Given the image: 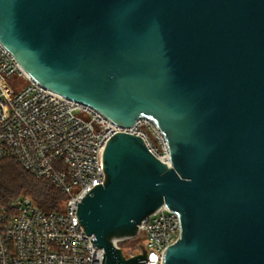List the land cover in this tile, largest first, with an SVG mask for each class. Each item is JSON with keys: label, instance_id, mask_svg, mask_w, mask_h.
Segmentation results:
<instances>
[{"label": "water", "instance_id": "95a60500", "mask_svg": "<svg viewBox=\"0 0 264 264\" xmlns=\"http://www.w3.org/2000/svg\"><path fill=\"white\" fill-rule=\"evenodd\" d=\"M0 41L44 87L132 127L107 143L78 222L105 251L166 206L181 237L164 264H264V0H0Z\"/></svg>", "mask_w": 264, "mask_h": 264}, {"label": "built area", "instance_id": "2783aa9c", "mask_svg": "<svg viewBox=\"0 0 264 264\" xmlns=\"http://www.w3.org/2000/svg\"><path fill=\"white\" fill-rule=\"evenodd\" d=\"M117 133L142 137L154 155L170 164L167 139L153 121L122 127L53 92L32 78L0 41V162L15 159L66 197L57 212L43 210L31 197L9 204L0 197V264H102L105 251L91 241L77 212L85 196L104 183L102 157ZM140 237L147 264H164L167 248L181 237L179 215L162 207L139 226ZM130 240L115 244L121 248ZM123 253L131 258L144 251L139 246Z\"/></svg>", "mask_w": 264, "mask_h": 264}, {"label": "trees", "instance_id": "16d2710c", "mask_svg": "<svg viewBox=\"0 0 264 264\" xmlns=\"http://www.w3.org/2000/svg\"><path fill=\"white\" fill-rule=\"evenodd\" d=\"M0 197L4 204L21 197H31L47 212L59 211L66 198L51 181L34 178L15 159L0 162ZM125 245L129 244L123 243L121 247L124 248Z\"/></svg>", "mask_w": 264, "mask_h": 264}, {"label": "rangeland", "instance_id": "374dc122", "mask_svg": "<svg viewBox=\"0 0 264 264\" xmlns=\"http://www.w3.org/2000/svg\"><path fill=\"white\" fill-rule=\"evenodd\" d=\"M125 243H128L129 245H125L124 248L121 247L123 250H125V251H128V250L129 251L130 250L135 251L141 244H143V240H142V237H140V238L132 239V240H130L128 242H125ZM133 244L134 245L136 244V246H134Z\"/></svg>", "mask_w": 264, "mask_h": 264}, {"label": "bare ground", "instance_id": "6f19581e", "mask_svg": "<svg viewBox=\"0 0 264 264\" xmlns=\"http://www.w3.org/2000/svg\"><path fill=\"white\" fill-rule=\"evenodd\" d=\"M117 239H114L113 241L115 242Z\"/></svg>", "mask_w": 264, "mask_h": 264}]
</instances>
